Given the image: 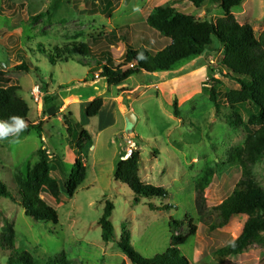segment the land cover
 Here are the masks:
<instances>
[{"label": "rangeland", "instance_id": "374dc122", "mask_svg": "<svg viewBox=\"0 0 264 264\" xmlns=\"http://www.w3.org/2000/svg\"><path fill=\"white\" fill-rule=\"evenodd\" d=\"M167 2L200 19L217 22L226 16L214 1L197 9L189 0H0V69L20 87L18 95L30 108L27 129L18 137L0 140V181L16 196L15 174L25 173L37 162L41 146L49 158L56 154L64 162L62 172L52 173L61 184V197L53 201L59 212L58 224L37 222L16 201L0 196V235L3 227L13 226L16 248L29 251L39 261L66 252L74 264H121L124 260L132 264L118 245L125 229L131 233L134 249L153 257L169 246L173 220L184 221L189 216L197 231L180 247L183 255L190 264H216L212 253L242 232L246 215L234 216L227 226L210 231L195 203L196 180L207 167H216V162L220 163L217 174L204 192L207 209L222 203L242 178L239 165L223 164L228 152L245 142L246 130L227 122L234 116L222 94L239 89L240 83L222 65L223 46L217 39L205 54L173 71H141L121 86L98 79V56L54 64L42 52L74 43H86L96 54L110 47L117 65L124 59L128 42L136 48L152 49V40L161 48L169 39L147 25L146 19L155 7ZM231 14L239 23L251 24L257 37L264 31V0H246ZM22 62L29 71L15 68ZM211 88L219 94L220 112L210 100ZM136 92L137 96L129 97ZM97 98H103L104 105L92 122L87 108ZM239 111L246 121L247 110L240 107ZM129 112L136 117L134 124L126 117ZM69 114L93 135L92 144L81 152L87 176L74 196L67 193L66 179L79 149L70 142L63 122ZM38 124L43 137L36 131ZM128 136L141 153L142 181L168 190L166 199L136 197L129 186L115 179ZM254 173L264 187V161L254 166ZM106 200L115 204L111 218L115 238L108 243L103 241L99 225ZM149 203L172 204L174 208L153 210ZM177 231L186 235L189 228L183 225ZM10 254L8 247L0 245V264H5ZM263 262L264 246L254 245L224 264Z\"/></svg>", "mask_w": 264, "mask_h": 264}, {"label": "trees", "instance_id": "16d2710c", "mask_svg": "<svg viewBox=\"0 0 264 264\" xmlns=\"http://www.w3.org/2000/svg\"><path fill=\"white\" fill-rule=\"evenodd\" d=\"M189 1L197 9L209 1L217 2L226 16L213 22L180 11L171 2L159 5L151 11L146 24L158 31L162 38L169 39V43L157 48L151 40V49L145 46L136 48L128 42L123 55L124 59L117 65L113 60L110 47L96 54L88 44L74 43L62 48L56 45L53 49H43L42 52L47 54L54 64L67 59L84 61L98 56L99 66L95 70L100 72L98 79L105 80L110 86H121L131 76L141 71L153 74L173 71L179 64L205 54L215 39L219 41L224 53L222 65L240 83L239 89L222 94L234 116L227 119V122L232 127L242 125L246 130L245 142L233 147L223 164L239 165L242 168V178L222 203L207 209L204 192L217 174L220 163L216 162V167H207L196 180L198 196L195 203L201 221L210 231L227 226L234 216H247L240 235L212 253L216 264H224L228 258L244 253L251 246H264V187L258 182L254 173V166L264 161V31L257 37L251 24H241L231 14L233 9L241 6L246 0ZM140 25L144 27V23ZM20 52L22 53V50ZM15 68L30 70L25 62ZM19 90L20 87L12 84L11 79L6 77L5 71L0 69V120H8L12 116L27 120L30 108L28 103L18 95ZM209 92L211 102L216 111L220 112L222 104L218 99L217 90L211 88ZM103 105L104 99L97 98L88 106L87 117L92 122L96 121ZM240 107H244L248 112L246 121L239 111ZM175 114L178 115V107L175 108ZM63 122L68 129L70 142L72 144L74 142L79 149V157L75 161L74 169L66 179L67 193L74 196L87 176V167L81 152L88 144H92L93 135L87 127L74 120L71 114L65 116ZM36 131L40 137H43L39 124ZM37 151L39 156L37 162L29 166L25 173L19 171L15 174L17 195L15 196L7 185L0 181V196L16 201L24 208L25 214L37 222L58 224L59 212L53 201L58 202L61 197V184L52 173L57 170L62 172L64 162L56 154H51L49 158L44 146ZM140 161V150L134 152L127 160H119L114 174L115 179L129 186L136 197L166 199L169 196L168 190L142 181L139 174ZM149 207L153 210L174 208L172 204L157 206L154 203H149ZM114 211L115 204L111 200H106L99 225L102 239L107 243L115 238V228L111 220ZM183 225L189 228L186 235L179 234L177 231V228ZM170 227L169 246L163 253L153 257H145L134 249L131 233L127 229L123 231L118 245L132 264H190L189 258L183 255L180 247L196 234L197 226L187 216L184 221L173 220ZM0 245L11 250L5 264H74L66 252L59 257L39 261L29 251L16 248L14 228L10 225L3 227ZM121 264H127V261L124 260Z\"/></svg>", "mask_w": 264, "mask_h": 264}, {"label": "clouds", "instance_id": "9594fccd", "mask_svg": "<svg viewBox=\"0 0 264 264\" xmlns=\"http://www.w3.org/2000/svg\"><path fill=\"white\" fill-rule=\"evenodd\" d=\"M27 127L28 125L26 121L19 116H12L8 120H0V140H6L9 137H18L20 133H22L27 129ZM128 137L132 138L131 136ZM126 148H127V142H126ZM137 150L138 147L134 152H136ZM125 154H126V149L122 156V160L129 159L134 153L128 158H124Z\"/></svg>", "mask_w": 264, "mask_h": 264}, {"label": "built area", "instance_id": "2783aa9c", "mask_svg": "<svg viewBox=\"0 0 264 264\" xmlns=\"http://www.w3.org/2000/svg\"><path fill=\"white\" fill-rule=\"evenodd\" d=\"M35 90L40 91V87H37ZM136 149H137L136 142L132 138L127 137V148L124 158L130 157Z\"/></svg>", "mask_w": 264, "mask_h": 264}, {"label": "water", "instance_id": "95a60500", "mask_svg": "<svg viewBox=\"0 0 264 264\" xmlns=\"http://www.w3.org/2000/svg\"><path fill=\"white\" fill-rule=\"evenodd\" d=\"M139 94V92H136L134 95H130L129 97H135ZM129 123L131 124H134L136 122V117L135 115L132 113V112H129L127 115H126Z\"/></svg>", "mask_w": 264, "mask_h": 264}, {"label": "crops", "instance_id": "0c3cea01", "mask_svg": "<svg viewBox=\"0 0 264 264\" xmlns=\"http://www.w3.org/2000/svg\"><path fill=\"white\" fill-rule=\"evenodd\" d=\"M71 150H73L72 146H70Z\"/></svg>", "mask_w": 264, "mask_h": 264}]
</instances>
